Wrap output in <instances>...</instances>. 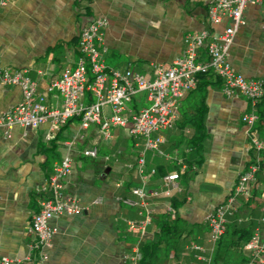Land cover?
<instances>
[{"label": "crops", "instance_id": "1", "mask_svg": "<svg viewBox=\"0 0 264 264\" xmlns=\"http://www.w3.org/2000/svg\"><path fill=\"white\" fill-rule=\"evenodd\" d=\"M210 1L7 0L0 8V66L23 70L35 82L37 93L45 94L46 105L59 108L61 97L56 92L47 93L46 87L65 68L75 66L79 32L87 22L93 18L107 20L102 33L107 66L130 68L151 77L153 65H169L180 54L186 34L206 30L218 35L229 26L227 18L215 24L207 22ZM263 17L262 7L247 6L228 51L230 65L246 78L264 80ZM199 60H206L204 50ZM220 87L216 78L208 76L197 90L179 101L173 127L160 133L163 143L158 153L145 152L142 173L137 169L134 140L125 129H113L110 140L102 142L95 126L81 132L77 119L62 126L52 139L49 123L36 129L13 127L8 137L0 128V258H25L27 244L33 240L28 227L38 211L37 189L66 154L64 144L83 134L70 152L72 172L64 179L62 191L65 197L76 200L82 212L49 221L54 233L50 246L43 250L46 264H136L134 248L142 240H151L157 231V218L167 214L177 196L184 198L177 217L193 227L190 237L200 241L196 244L212 262L213 250L210 252L207 229L203 228L206 217L231 194L251 151L240 121L250 106L243 97L226 98ZM21 100L19 87L0 83V116ZM143 105L138 96L130 108ZM256 111L258 135L264 140V98ZM102 113L108 115L109 109ZM191 141L200 144L201 161L192 176L186 172L180 175V191L165 197L162 178L186 163ZM94 143L99 145V157H83L81 151ZM106 156L109 161L104 162ZM151 169L155 170L153 175L148 174ZM255 179L250 202L240 201L227 224L257 231L264 246V224L259 221L264 215V168ZM207 185L215 189H205ZM137 187L147 193L144 207H130L118 200L139 201L130 193ZM153 191L159 195L150 196ZM145 211L151 212L152 221L140 237L127 227L128 222L141 220L138 213ZM195 231H199L196 236ZM230 239L234 242L237 236ZM190 244L178 258L169 256L161 264H204L193 258L187 249ZM245 257L243 244L240 248L229 246L216 264H246Z\"/></svg>", "mask_w": 264, "mask_h": 264}, {"label": "built area", "instance_id": "2", "mask_svg": "<svg viewBox=\"0 0 264 264\" xmlns=\"http://www.w3.org/2000/svg\"><path fill=\"white\" fill-rule=\"evenodd\" d=\"M6 3L7 0H0V8ZM249 5L264 9V0H211L207 9V22L215 24L227 18L229 26L218 35H211L206 30L186 34L180 54L169 65H153L151 77L130 68L105 65L106 48L102 44V33L108 23L104 18H93L80 29L77 42L79 56L75 66L65 68L46 87L47 93L56 92L61 97L59 108H49L46 105L45 94L37 93L35 82L23 70H10L0 66V83L17 86L22 92V100L1 114L0 128L8 137L13 127L36 129L49 123V138L52 139L62 126L77 119L81 132L95 126L102 142L110 140L113 129H125L127 136L134 140L137 169L142 173L145 152L158 153L163 143L160 133L173 127L179 101L196 88L198 75L210 72L220 82L223 96L243 97L247 100L250 109L242 114L240 121L254 153L234 183L231 194L206 217L208 243L212 252L225 232L227 219L237 212L240 200H249L251 185L259 171L264 151V140L254 130L258 119L256 107L264 96V80L244 77L228 61V51L235 31L241 23L244 9ZM261 29L264 31V17ZM201 50L205 52V61L199 60ZM138 96L145 105L137 109L130 108L132 101ZM104 108L109 109L106 116L102 113ZM83 138L84 135L80 134L64 144L66 154L54 164L52 173L37 189L38 211L32 216L28 227L33 240L27 244L25 258L14 260L1 257L0 264H46L43 250L50 246L54 233L49 221L53 217H71L82 212L76 200L65 197L62 191L64 179L72 172L70 152ZM81 155L97 159L99 145L92 144L82 150ZM103 161H109V156L104 157ZM179 166L178 171L162 178L161 193L165 197L180 191L178 181L185 172L186 165L181 163ZM154 172L151 169L148 174L153 175ZM130 193L139 201L125 197L118 200L130 207H144L147 193L143 187L131 188ZM149 195L158 196L159 192L153 191ZM166 213L174 218L172 208L169 207ZM138 214L142 217L141 220L128 222L127 228L142 237L151 224L152 216L150 211ZM259 221L264 224V215ZM187 249L194 259L204 264L211 263L210 255L204 254L202 246L192 243ZM133 251L136 260L138 247ZM243 251L248 258L246 264H264V246L257 231L243 245Z\"/></svg>", "mask_w": 264, "mask_h": 264}, {"label": "trees", "instance_id": "3", "mask_svg": "<svg viewBox=\"0 0 264 264\" xmlns=\"http://www.w3.org/2000/svg\"><path fill=\"white\" fill-rule=\"evenodd\" d=\"M208 76H213L210 72L205 74L198 75V83L194 90H197L200 86L201 80ZM214 77V76H213ZM215 78V77H214ZM190 93V92H189ZM264 98V96H263ZM262 98V99H263ZM262 99L260 101H262ZM260 103V102H259ZM257 104V106L259 105ZM257 108V107H256ZM257 114V111H256ZM258 117V115H257ZM254 130L259 134V128L255 126ZM202 156V148L200 144L196 141H191L189 144V156L185 159L186 165V176L193 175L199 162L201 161ZM254 153L250 151V158H253ZM264 168V159H261L259 165V171ZM258 171V172H259ZM257 172V174H258ZM256 174V175H257ZM256 180V179H255ZM252 183V187L255 184V181ZM252 196H250L247 202H243L244 204H248L251 200ZM184 203V198L177 196L173 198L171 202V208L174 210V218H171L169 214H162L157 218L156 227L157 231L153 234L150 241H141L138 246V254L139 257L136 260V264H161L162 260L167 259L169 256L171 258H178L182 251L185 249L186 245L193 243H198L199 240L193 239L190 237V234L193 232V227H189L183 221H181L176 213L178 208ZM201 228V227H196ZM204 229H207V234L209 235V229L207 223H205ZM200 231V230H199ZM199 231H195V236ZM236 235L237 239L233 242L230 237ZM252 235V232L247 229L239 228L236 229L235 225L229 226L226 224V229L224 234L218 240L216 245L213 248L212 252V262L211 264H216L220 259V254L226 252L230 247H235L238 245V248L244 245ZM223 249V250H222ZM245 262H247V256L244 258Z\"/></svg>", "mask_w": 264, "mask_h": 264}, {"label": "water", "instance_id": "4", "mask_svg": "<svg viewBox=\"0 0 264 264\" xmlns=\"http://www.w3.org/2000/svg\"><path fill=\"white\" fill-rule=\"evenodd\" d=\"M205 189H215V188H214V186H211V185L209 186V185H207V186H205Z\"/></svg>", "mask_w": 264, "mask_h": 264}, {"label": "rangeland", "instance_id": "5", "mask_svg": "<svg viewBox=\"0 0 264 264\" xmlns=\"http://www.w3.org/2000/svg\"><path fill=\"white\" fill-rule=\"evenodd\" d=\"M106 55V54H105ZM104 59H105V61H106V56L104 57ZM106 64L105 65H108V63L107 62H105ZM109 67V66H108ZM113 68H115V67H113ZM141 98V97H140ZM141 100H142V98H141ZM143 102V101H142ZM139 107H141V106H139ZM138 107V108H139Z\"/></svg>", "mask_w": 264, "mask_h": 264}]
</instances>
